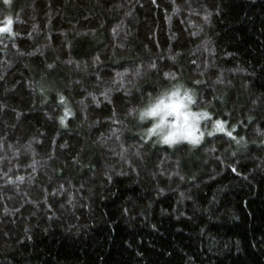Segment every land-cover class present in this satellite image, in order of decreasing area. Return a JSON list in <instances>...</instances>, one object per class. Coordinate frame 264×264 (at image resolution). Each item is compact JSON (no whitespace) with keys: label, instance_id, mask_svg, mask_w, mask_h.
Masks as SVG:
<instances>
[{"label":"trees","instance_id":"16d2710c","mask_svg":"<svg viewBox=\"0 0 264 264\" xmlns=\"http://www.w3.org/2000/svg\"><path fill=\"white\" fill-rule=\"evenodd\" d=\"M11 5L0 264H264V0ZM177 81L207 134L144 137L130 113Z\"/></svg>","mask_w":264,"mask_h":264},{"label":"clouds","instance_id":"9594fccd","mask_svg":"<svg viewBox=\"0 0 264 264\" xmlns=\"http://www.w3.org/2000/svg\"><path fill=\"white\" fill-rule=\"evenodd\" d=\"M175 89L170 97L159 100L151 107H140L130 113L139 123L147 125L145 135H155L165 144L197 139L199 119L190 105V97L194 93L183 81H177ZM179 103H183L184 107L179 109L180 114L177 115L173 106Z\"/></svg>","mask_w":264,"mask_h":264},{"label":"rangeland","instance_id":"374dc122","mask_svg":"<svg viewBox=\"0 0 264 264\" xmlns=\"http://www.w3.org/2000/svg\"><path fill=\"white\" fill-rule=\"evenodd\" d=\"M4 2V0H2ZM11 2H13V0H9V3L5 4L6 7H7V10H8V16L6 18V21L11 19L12 21V5H11ZM5 3V2H4ZM0 27H9V25H7V23L5 22L4 24L0 25ZM12 32V23L10 25V31L8 32H0V34H6V33H11ZM175 86L171 89H168L166 91H164L160 96H158L157 98H155L152 102H150L147 107H151L153 106L155 103H157L159 100L161 99H164L165 97H170L173 93V91H175ZM62 99V97H61ZM64 103V106H65V113H64V117H63V122H65L67 116L71 113V108L69 106V104L67 103V101L63 98V101ZM190 105H191V110L193 111L194 114H196L198 116V119H199V124L197 125V132H196V136H197V139L195 140V142H193V140H188V139H185V140H181V141H188V142H191V143H196L198 141H200L204 135L207 134V121L210 120V116L208 115L207 112H202V111H197L193 108L192 106V96L190 97ZM202 113V115H200ZM222 125L219 121H215L213 123V127L211 129H209L210 131L213 132H216V131H220L219 130V126ZM140 126H143L142 127V132L144 131V137L148 138V139H157V140H161L160 138L156 137L155 135H145V129L147 128V125H144V124H141L140 123ZM224 128V126H223ZM140 131V130H139ZM224 131L225 132H231V131H228V130H225L224 128ZM224 131H221V132H224ZM232 135V133H231ZM181 141H177V142H174L170 145H174V144H177Z\"/></svg>","mask_w":264,"mask_h":264},{"label":"snow or ice","instance_id":"6c2138e0","mask_svg":"<svg viewBox=\"0 0 264 264\" xmlns=\"http://www.w3.org/2000/svg\"><path fill=\"white\" fill-rule=\"evenodd\" d=\"M4 2H5V4H7V3H9V0H4ZM6 23H7V25H9V27H0V32H8V31H10V25L12 23L11 19L7 20ZM62 101H63V98H62ZM183 107H184L183 103H179V104H176V105L173 106V110H174V112L177 115H179L180 114L179 113V109L183 108ZM219 130L220 131H224V128H223L222 125L219 126ZM209 135H211V133H209ZM227 135L231 136V132H228ZM193 142H195V141H193Z\"/></svg>","mask_w":264,"mask_h":264}]
</instances>
